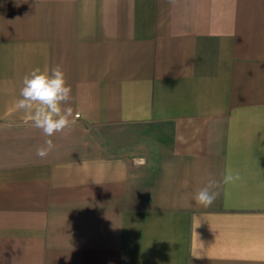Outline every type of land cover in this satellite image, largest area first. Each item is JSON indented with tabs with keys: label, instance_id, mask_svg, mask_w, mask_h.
Returning a JSON list of instances; mask_svg holds the SVG:
<instances>
[{
	"label": "crops",
	"instance_id": "obj_1",
	"mask_svg": "<svg viewBox=\"0 0 264 264\" xmlns=\"http://www.w3.org/2000/svg\"><path fill=\"white\" fill-rule=\"evenodd\" d=\"M57 65L41 159L15 101ZM0 264H264V0H0Z\"/></svg>",
	"mask_w": 264,
	"mask_h": 264
},
{
	"label": "clouds",
	"instance_id": "obj_2",
	"mask_svg": "<svg viewBox=\"0 0 264 264\" xmlns=\"http://www.w3.org/2000/svg\"><path fill=\"white\" fill-rule=\"evenodd\" d=\"M22 84L20 98L15 101V108L27 113L32 126L49 137L44 145L36 150V155L44 159L55 148L50 137L58 132L71 131L76 123V120L72 118V87L68 84L66 74L60 65L51 70L34 68L24 76ZM242 179L239 172L227 170L222 180L210 178L205 186L196 192L193 200L198 206L211 207L220 195L219 189L222 185H236ZM192 257L201 259L203 255L199 249H193Z\"/></svg>",
	"mask_w": 264,
	"mask_h": 264
}]
</instances>
